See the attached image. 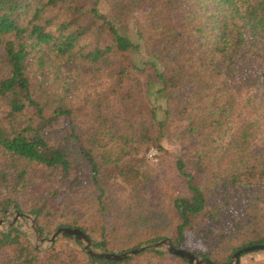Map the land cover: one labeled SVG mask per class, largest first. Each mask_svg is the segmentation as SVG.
Wrapping results in <instances>:
<instances>
[{
	"label": "trees",
	"instance_id": "trees-1",
	"mask_svg": "<svg viewBox=\"0 0 264 264\" xmlns=\"http://www.w3.org/2000/svg\"><path fill=\"white\" fill-rule=\"evenodd\" d=\"M105 4L0 0V216L114 254L167 239L227 264L263 245L264 0ZM165 131L178 150L163 172L144 154L166 151ZM0 264L193 263L96 258L71 236L40 249L12 224Z\"/></svg>",
	"mask_w": 264,
	"mask_h": 264
},
{
	"label": "water",
	"instance_id": "water-1",
	"mask_svg": "<svg viewBox=\"0 0 264 264\" xmlns=\"http://www.w3.org/2000/svg\"><path fill=\"white\" fill-rule=\"evenodd\" d=\"M9 211L6 212H2V215L6 214ZM2 215L0 216V227L3 225L4 220ZM17 219H27L30 220V228L32 229L34 235L36 236V238L39 239V231L38 228L34 222V218L31 217L30 215L27 214H21L18 211H15V214L13 215V218L11 219L10 222H7V226L12 225V224H16V220ZM63 236H71L74 237L75 239H77L79 241V243L81 244V246L83 247V249L91 256L96 257V258H105V259H110V260H122L125 258H128L131 255H134L135 253H137L140 250H145V249H150V248H158V249H162L165 252L171 253L173 255L182 257L184 259H186L189 263H193V264H211V262L206 259L203 258L199 255L190 253L186 250H182L181 248H175L172 247V244L170 243L169 240L167 239H162L159 240L157 242H153V243H148L146 245L140 246V247H136L132 250H128L125 252H122L120 254H114V253H106L103 251H98L96 250L90 243V241L88 240V238L86 237V235H84L79 229L77 228H66V227H61L56 229L48 239H46L47 245H51L58 237H63ZM40 241H42L43 239H39ZM36 247V246H35ZM264 249V244L263 245H251L245 248H241L240 250L236 251L232 257L230 258L229 262L227 264H239V257L243 252H248V251H252V250H262Z\"/></svg>",
	"mask_w": 264,
	"mask_h": 264
},
{
	"label": "rangeland",
	"instance_id": "rangeland-1",
	"mask_svg": "<svg viewBox=\"0 0 264 264\" xmlns=\"http://www.w3.org/2000/svg\"><path fill=\"white\" fill-rule=\"evenodd\" d=\"M11 1H13V0H11ZM105 2H106V0H100L99 9L101 11H104V12H109L108 9H107V6L105 4ZM126 29L128 30V35L131 38H134L135 36H134L133 30L131 29V27L130 26L129 27H126ZM137 58H138V55L137 54H133V55H131L130 61L132 63H136L138 61ZM157 103H161L160 99H158ZM165 132L166 133H165V137L163 138L162 145H163V147L165 148L166 151L164 153H160V152H158L156 150L155 147H150L146 151V153L144 154V157H145L146 162L148 164V167L150 169L155 170V169H158V168L160 169L161 167H163V172H164V169L167 167V165L170 163L173 155L178 150V145H177L176 141L174 140V138L172 137V134H170L169 131H165ZM31 217H33V216H31ZM12 218H13V215L12 214L6 215V217L3 218L4 223L0 227V230L5 229L7 227V224L6 223L7 222H10ZM106 218H108V216ZM16 224L25 233L26 238L34 246H36L37 248L39 247L40 249H45V248H48L50 246V245L49 246L47 245L46 239H48L50 237V235L54 231L52 233H50L47 237H41L40 234H39V239H43L42 241H40L38 238H36V236L34 235L32 229L30 228V220H27V219H23V220L17 219L16 220ZM60 238H62V237H58L56 240H58ZM144 245H146V244H144ZM191 248H192L191 250L194 251L193 254L199 255L198 253L195 252L196 251L195 249H198L199 248V243H197V242L194 243V246L191 247ZM95 249L98 250V251H102V250L97 249V248H95ZM160 250H162V249H160ZM162 251H164V250H162ZM260 260H264V251L256 252V253H249V254H246V255L242 256L241 258H239V264H251V263H254V262L260 261Z\"/></svg>",
	"mask_w": 264,
	"mask_h": 264
}]
</instances>
